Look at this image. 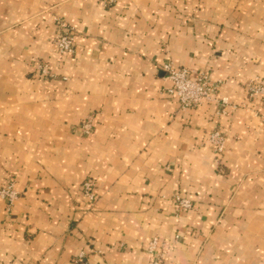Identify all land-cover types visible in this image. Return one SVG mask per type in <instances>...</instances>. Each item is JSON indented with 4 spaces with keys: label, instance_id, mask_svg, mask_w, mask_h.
<instances>
[{
    "label": "crops",
    "instance_id": "1",
    "mask_svg": "<svg viewBox=\"0 0 264 264\" xmlns=\"http://www.w3.org/2000/svg\"><path fill=\"white\" fill-rule=\"evenodd\" d=\"M107 1L0 0V188L19 192L9 210L0 197V264H152L153 236L160 264H264V97L245 85L264 78V0ZM167 62L234 106L180 110Z\"/></svg>",
    "mask_w": 264,
    "mask_h": 264
},
{
    "label": "built area",
    "instance_id": "2",
    "mask_svg": "<svg viewBox=\"0 0 264 264\" xmlns=\"http://www.w3.org/2000/svg\"><path fill=\"white\" fill-rule=\"evenodd\" d=\"M113 0H108L107 3H111ZM57 27V34L54 39L57 52L59 54H69L74 51V30L73 27L66 23L64 20L54 18ZM165 78L169 81L168 87L165 92L174 97L177 100L180 110H186L192 107L199 106L201 104L215 101L220 105V112L224 114L229 106V101L225 96H217V91L220 86L219 80H213L209 74L202 70L200 72L193 73L187 67H177L171 62H167L163 65ZM36 74L41 78H53L55 77L54 71L46 62H39L36 65ZM65 79V77H63ZM248 93L250 95L257 93H264V82L261 80H252L247 85ZM93 129V115L87 116L80 123V132L82 134H89ZM208 141L212 145L216 158H220L225 147V135L221 129L216 126L208 135ZM83 195L89 200L94 201L96 199L95 184L91 178H86L82 184ZM19 192L15 189L14 180L9 179L7 183L0 188V197L5 200L6 209H10L14 201L18 198ZM176 203L179 208H189L190 201L181 196L175 197ZM147 250L151 253H155V260L152 264H160L162 259V253L159 251L158 239L153 236L147 246ZM75 261L77 264H88L84 260L83 254H80Z\"/></svg>",
    "mask_w": 264,
    "mask_h": 264
},
{
    "label": "rangeland",
    "instance_id": "3",
    "mask_svg": "<svg viewBox=\"0 0 264 264\" xmlns=\"http://www.w3.org/2000/svg\"><path fill=\"white\" fill-rule=\"evenodd\" d=\"M255 79L258 80V81L261 80L262 82H264V78H260V77H258V76L252 77V78H250L249 80L246 81L245 85H246V90H247V96H248V98H250V99L257 98V97H259V96L264 97V93H261V94H260V93H257V94H252V95H250V94L248 93L247 85H248V83L251 82L252 80L255 81ZM228 101H229V100H228ZM229 106H234V104L231 103V102H229ZM229 106H228V107H229Z\"/></svg>",
    "mask_w": 264,
    "mask_h": 264
}]
</instances>
